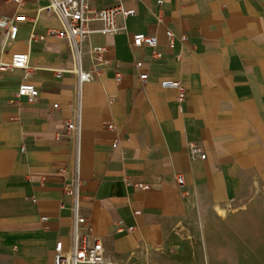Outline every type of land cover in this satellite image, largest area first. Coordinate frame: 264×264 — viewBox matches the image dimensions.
<instances>
[{"label":"crops","instance_id":"crops-1","mask_svg":"<svg viewBox=\"0 0 264 264\" xmlns=\"http://www.w3.org/2000/svg\"><path fill=\"white\" fill-rule=\"evenodd\" d=\"M46 2L0 0V16L33 15ZM126 4L136 13L120 19L119 32L92 33L111 61L99 64L101 77L82 88L81 199L115 260L168 244L192 200L223 206L264 198V0ZM161 9L174 43L157 24ZM49 26L61 22L52 15L36 25L22 21L16 38L0 26V58L10 62L14 53L29 52L46 76L44 98L30 103L16 96L24 70L0 69V264H55L57 244L68 247L72 239L73 196L64 184L76 172L66 122L77 75L52 69L73 60L67 39L48 33ZM33 30L45 37L32 40ZM139 32L158 35L159 56L151 46L131 44ZM85 62L92 66L88 56ZM141 72H149L145 84ZM170 78L183 80L184 100L177 87L163 86ZM189 141L201 144L206 158L194 155Z\"/></svg>","mask_w":264,"mask_h":264},{"label":"built area","instance_id":"built-area-1","mask_svg":"<svg viewBox=\"0 0 264 264\" xmlns=\"http://www.w3.org/2000/svg\"><path fill=\"white\" fill-rule=\"evenodd\" d=\"M24 4L26 0H17ZM141 1V0H134ZM163 4L164 0H158ZM97 0H47L46 4L38 5L36 13L33 15L16 13L13 16H0V26L7 30L8 38H16L22 21L30 20L37 24L39 20L47 15H52L59 19L61 26L54 28L48 27V33H54L67 39L70 55L73 64L69 68L52 67L58 75L68 71L77 75V84L74 90L73 116L66 122L67 132L75 137V155L76 172L73 178L67 180L64 184V190L73 196L72 212L73 223L71 226V243L67 247L63 242L56 246L55 264H117L115 257L109 254L106 239L104 236L94 232L90 216L85 212L81 199L83 180L79 174L80 150H81V126H82V88L84 82L93 78L101 77L102 71L99 64L109 63L110 58L105 56L107 47L105 45H94L91 41V35L95 31L104 33H116L121 30L120 19L136 13L133 5H127L126 0H115L114 3L106 5L99 9L96 5ZM166 11L161 9L156 13V21L159 28L165 32L170 42L174 43L177 38L174 30L165 22ZM45 37L39 35L35 30L31 34V39ZM184 42L186 35L180 36ZM132 45H148L153 47L155 56L160 54L155 52L159 44L157 34H147L139 32L134 34ZM88 56L92 66L87 67L85 58ZM31 55L29 52L14 53L12 61L6 62L0 58V69H23L24 73L21 83L16 91V96L27 97L30 103H35L42 96L40 85L46 81V76L40 71V67L32 66L30 63ZM144 62L137 60L135 66L141 69ZM149 79V72H141L139 80L145 84ZM163 86H174L179 89V100H184L186 96V87L182 79H164ZM114 100V96H110ZM59 107L60 103L55 102ZM111 128H116L115 122H111ZM189 147L194 155L206 158L207 152L203 146L197 142L189 141ZM180 186L186 183L185 175L181 172L175 174ZM139 186L149 187V184L139 183Z\"/></svg>","mask_w":264,"mask_h":264},{"label":"rangeland","instance_id":"rangeland-1","mask_svg":"<svg viewBox=\"0 0 264 264\" xmlns=\"http://www.w3.org/2000/svg\"><path fill=\"white\" fill-rule=\"evenodd\" d=\"M123 264H264V198L210 206L192 200L168 244L141 248Z\"/></svg>","mask_w":264,"mask_h":264},{"label":"bare ground","instance_id":"bare-ground-1","mask_svg":"<svg viewBox=\"0 0 264 264\" xmlns=\"http://www.w3.org/2000/svg\"><path fill=\"white\" fill-rule=\"evenodd\" d=\"M129 254H117V259H116V263L117 264H123L122 262V257L124 256H128Z\"/></svg>","mask_w":264,"mask_h":264}]
</instances>
